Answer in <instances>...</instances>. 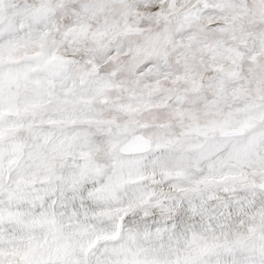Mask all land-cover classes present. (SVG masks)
<instances>
[{"label": "snow or ice", "instance_id": "1", "mask_svg": "<svg viewBox=\"0 0 264 264\" xmlns=\"http://www.w3.org/2000/svg\"><path fill=\"white\" fill-rule=\"evenodd\" d=\"M0 264H264V0H0Z\"/></svg>", "mask_w": 264, "mask_h": 264}]
</instances>
